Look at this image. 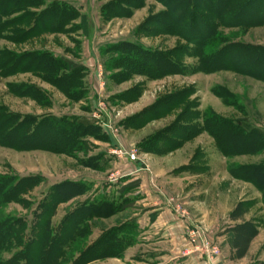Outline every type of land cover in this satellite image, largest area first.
Returning <instances> with one entry per match:
<instances>
[{"label":"rangeland","instance_id":"374dc122","mask_svg":"<svg viewBox=\"0 0 264 264\" xmlns=\"http://www.w3.org/2000/svg\"><path fill=\"white\" fill-rule=\"evenodd\" d=\"M122 1L124 0H36V3H43L38 10L57 2L77 10L79 16L67 24L64 33H42L22 43L9 40L10 32H17L18 26L10 29L2 27V24L3 20L11 22L24 13L14 12L5 19H0V60H4L9 51L18 55L28 52L44 54L52 60H70L84 69L79 74L82 76L84 95L74 102L33 76V73L0 77V117L6 118V109L22 116L40 117L48 114L83 118L88 122V127L76 139V150L66 155L0 146L1 186L25 177L31 179L32 183L37 180L34 187L12 200H8L7 196L0 198V219H21L30 226L36 220V215L42 212L39 205L48 201L53 186L67 182L78 183L80 186L64 187L69 199L55 207L51 214L53 224L57 226L67 213L81 204H97L107 200L117 206V210L122 204V209L117 213L106 218L92 219L93 223L90 221L94 225L90 224L91 234L88 239L94 241L103 230L116 224L125 223L128 227V224L133 223L136 226L134 243L125 248L121 258H107L88 264H138L135 260L140 258L133 255L134 250L126 253L135 244L141 243L139 249L145 255H153V246L161 251V245H153L151 242L160 235L153 236L151 232L154 227L143 222V208L141 205L139 208L132 206L135 196L140 195L134 193V190L129 193L117 192L121 182L139 180L140 190L147 191L149 184L156 190L155 194L149 195L147 191L146 202L143 203L149 201V205L151 202L160 204V200L156 198L153 201L147 199L149 196L169 197L170 202L167 204L181 225V235H184L181 243L179 241L173 246L169 244V248L172 247L173 250L171 257L150 256L145 258L146 261L156 259L161 264L163 260L179 263L184 260V256H191L197 259H193L196 261H192L194 264L264 262V233L250 247L253 237L246 245L233 228H225L228 216L239 204L240 214L235 215L240 216L241 222H245L247 216L251 223L255 221L253 224L257 228L264 227L263 193L248 182L232 178L227 171L228 166L264 162V148L260 151L262 146L259 148L257 145L255 153L251 155L226 157L221 154L212 136L204 130L165 154L152 152L165 147L162 144H166V138L173 140L178 136V128L182 124L177 122L180 116H183V122L189 121L193 124L194 131H198L197 127L201 126L204 119L202 113H207L208 109L224 118L243 120L250 128L264 132V83L226 71L168 75L150 80L118 68L113 60L123 59L119 50L125 47L129 50L128 54L138 57L144 56L147 51H174V58L181 60L183 64L194 62V59L183 55L182 51L188 44L182 38L151 36L147 33V21L163 10L161 3L144 0L140 7H126L128 3L124 5ZM260 1L262 0H254L251 7L261 16L264 15V6L261 9L258 7ZM112 2H120L129 14L109 17L110 10H113L109 7ZM24 11L31 13L34 9L27 8ZM33 22L34 19L29 17L25 26L27 28L23 27L22 30L28 29ZM222 32L231 40L264 45V25L248 29H224ZM59 72L64 74L63 71ZM19 83L38 87L41 91L40 99L46 104H38L30 97L14 95L10 89ZM222 88L224 89L221 90ZM181 90H188L184 103L157 118L142 116L164 96ZM227 91L231 95L230 98L227 97V102H232L237 107L225 104L214 94H224ZM187 105L191 107L187 108ZM135 116L138 118H134ZM20 119L22 118L8 119V122L12 125ZM190 166L193 169H185L191 168ZM234 203L235 206L229 212L228 209ZM174 205L179 206L180 213L174 212ZM135 211H139L141 215ZM137 217H140V225ZM236 225L237 222L234 223ZM193 230H198L200 237L192 241ZM257 232L258 229L256 234ZM162 246L165 247L164 244ZM248 247L251 251L247 254ZM15 250L17 249L13 247L2 253L1 257L8 258ZM166 250L168 253V249ZM213 251L215 253L211 255Z\"/></svg>","mask_w":264,"mask_h":264},{"label":"trees","instance_id":"16d2710c","mask_svg":"<svg viewBox=\"0 0 264 264\" xmlns=\"http://www.w3.org/2000/svg\"><path fill=\"white\" fill-rule=\"evenodd\" d=\"M143 1L124 0L122 4L128 3L126 7H140ZM156 1L163 5V10L147 21V33L151 36L166 35L182 38L188 44L182 53L194 59V62L183 64L181 60L174 58L172 53L174 51H147L144 56L138 57L128 54L129 50L125 47L119 50L123 59L113 60L118 68L150 80L168 75L210 74L226 71L264 83V45L231 40L222 32L224 29H248L264 25V15L260 16L259 12H255L251 7L254 0ZM0 3H2L0 19H5L14 12L24 13L16 20L10 19L11 22L3 20L2 27L11 29L16 25L19 28L17 32H10L9 40L13 43H22L42 33H64L67 24L79 16L77 10L57 2L43 6L41 10H38V7L43 3H36V0H28V2L27 0H2ZM263 6L264 0L258 3L259 8ZM109 7L113 9L110 10L109 17L129 14L127 8H123L120 2H112ZM27 8H33L34 11L25 12L24 9ZM29 17H32L34 22L23 31ZM30 32L32 33L29 35ZM59 71H63L64 74ZM83 71L84 69L73 61L61 58L52 60L50 56L44 54L26 52L18 55L9 51L4 60H0V77L33 73V76L56 88L72 102L80 100L84 95L82 76L79 75ZM12 87L10 91L14 95L30 97L38 104H46L40 99L41 91L35 85L19 83ZM214 94L225 104L237 107L234 103L227 102V99L231 97L228 91L224 94L219 92ZM187 95L188 90L168 94L149 107L142 116L160 117L184 103ZM189 105L186 107L190 108ZM4 110L9 116L0 117V146L15 150L35 149L66 155L76 150L77 137L88 127L87 120L83 118L57 117L48 114L40 117L38 115L22 116ZM206 111L208 112L202 113L204 119L201 126H196L198 131H194L193 124L189 121L183 122L181 118L183 116H180L177 122L182 124L178 128V136L173 140L166 138V144H162L165 147L158 152L156 150L152 152L165 154L180 147L184 141L192 139L204 130L212 136L221 154L226 157L251 155L255 153L257 145L259 148L262 146L260 151L264 148L263 131L250 128L243 120L224 118L209 109ZM137 116L134 118H138ZM143 117L141 118L144 119ZM16 118L22 119L10 125L8 119ZM253 135L256 136L253 137ZM149 140L150 138L147 141ZM149 150L148 146L147 151ZM190 167L185 169H193L192 166ZM227 171L232 178L248 182L262 192L264 206V162L228 166ZM35 182L32 183L31 179L25 177L12 184L0 185V198L7 196L8 200H12L34 187ZM67 185L78 186L79 184L67 182L53 186L48 201L39 205L42 212L36 215V220L30 226L21 219L9 217L0 219V264H88L107 258H121L125 248L134 243L136 226L133 223L128 224V227L125 223L116 224L103 230L94 241L88 239L91 234L92 219L109 217L123 207L121 204L117 210V206H113L107 200L97 204H81L67 213L57 226L54 225L51 214L59 203L69 199L64 188ZM240 208V204L236 206L230 214L231 217H240L235 215L240 214ZM232 230L240 235L241 240L247 245L256 234L257 226L251 222H243L234 226ZM13 247L17 250L3 259L1 254ZM256 264H264V262H256Z\"/></svg>","mask_w":264,"mask_h":264},{"label":"crops","instance_id":"0c3cea01","mask_svg":"<svg viewBox=\"0 0 264 264\" xmlns=\"http://www.w3.org/2000/svg\"><path fill=\"white\" fill-rule=\"evenodd\" d=\"M143 182H144V179H143V181H141V184ZM139 184H140L139 180H128V181H125V182H121V184L117 188V192H128L129 193V192H132L134 190L135 191L134 193H136L137 195H140V197L135 196L136 197L135 203L134 204L131 203V204H132V206L137 207V208H139L140 207L139 205H141V207L143 208L142 209L143 210L142 211L143 212L142 213V216H144V218H145V219H143V222L146 221L148 223V226L154 227L153 232H151L153 234V236H155L156 234L160 235L159 238H156V239L153 238L151 240V242L153 243V245H161V251L159 252V249H158L157 246H153V248H151V250L153 251V255H150V254L145 255L144 252H143V250H140L139 249L140 246H141V243H140V244H135L131 248L127 249V252L126 253H128L129 250H134V254L133 255L134 256L135 255H138L137 258H140V260H138V259L135 260L138 264H161L160 261H155L156 259H153L154 261L153 260L146 261L145 258H148L150 256H156V257H166V256H169V257H171V255H172L171 253L173 252L171 246L177 245L179 241L181 243V239H182V237L184 235H181V228H180L181 225L179 224L178 220L175 219V216L172 213L173 211H172L171 207H169V205L167 204V203L170 202L169 197L166 196V195L163 196V197H160V196H157V195H156V197L155 196H149V197H147V199L153 201L156 198L157 200H160V204L155 205V203L151 202L152 204L149 205V203H148L149 201L145 204V203H143V201L146 200L145 197L147 195L151 194V193H154L155 194L156 193V190H155V188L153 186H151L149 184L147 186V191L148 192L147 191H142V190L139 189L140 188L138 186ZM249 185L252 186V187H254L250 183H249ZM131 186H132V188H128V187H131ZM146 192H147V195H146ZM161 201H163V202H161ZM146 205H149V206H146ZM234 206H235V203L232 204V206H230V208L228 209L229 212L232 211V208ZM137 208L135 210H138ZM135 212L137 214H139V211H135ZM140 215L141 214H139V216ZM194 216H196V215H194ZM239 218L240 217L233 219L229 215L228 216V219H227L228 225L225 228H228V229L234 228V223L235 222H237V224L243 223L240 220L241 218L240 219ZM137 219H138L137 220V223L140 225V222H141L140 217H137ZM246 219L247 220H245V222H250V220H248V217L247 216H246ZM190 220H192V219H190ZM252 223H255V221L252 222ZM155 229H157L158 231L155 232ZM257 229H258V232H257L256 235L253 236L252 242L250 244V247H251L253 241H255L257 239V237H259L260 235H262L264 233V227H258ZM172 233H173V235H172ZM179 233H180V238H179ZM142 239H144V238H142ZM161 242H163L162 244H164L165 247H163L162 244H160ZM157 243H159V244H157ZM169 244H172L170 246L171 248H169ZM167 246H168V248H166ZM250 247H248L247 254L251 251L250 250ZM165 248L168 249V253L165 252V251H167ZM175 254H176V252H175ZM247 254L244 257H246ZM134 256H133V258H134ZM193 259H196V258L191 257V256H187V257L184 256V260L180 261L179 263L177 261L167 262V260H163L162 264H176V263H178V264H194V262L196 263V261H194ZM254 259H252V260H254ZM256 259H259V258H256ZM192 261H194V262H192ZM257 261H260V259L257 260Z\"/></svg>","mask_w":264,"mask_h":264},{"label":"built area","instance_id":"2783aa9c","mask_svg":"<svg viewBox=\"0 0 264 264\" xmlns=\"http://www.w3.org/2000/svg\"><path fill=\"white\" fill-rule=\"evenodd\" d=\"M173 210H174V212L177 213V214L180 213V210H179V206H178V205H176V206L174 205V206H173ZM191 233H192V235H191L192 241H193V239H195L196 237H197V238L200 237V236H199V231H198V230H193ZM214 251H215V250H214ZM214 251L212 252L211 255H214V254H213V253H215ZM216 253H217V252H216Z\"/></svg>","mask_w":264,"mask_h":264}]
</instances>
